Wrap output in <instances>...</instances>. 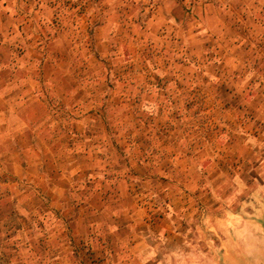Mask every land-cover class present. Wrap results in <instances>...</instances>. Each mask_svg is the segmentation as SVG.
I'll return each mask as SVG.
<instances>
[{
  "label": "rangeland",
  "instance_id": "rangeland-1",
  "mask_svg": "<svg viewBox=\"0 0 264 264\" xmlns=\"http://www.w3.org/2000/svg\"><path fill=\"white\" fill-rule=\"evenodd\" d=\"M36 2L30 62L0 34V264L97 263L193 196L199 250L223 219V264H264V10L224 32L220 0Z\"/></svg>",
  "mask_w": 264,
  "mask_h": 264
},
{
  "label": "crops",
  "instance_id": "crops-1",
  "mask_svg": "<svg viewBox=\"0 0 264 264\" xmlns=\"http://www.w3.org/2000/svg\"><path fill=\"white\" fill-rule=\"evenodd\" d=\"M39 1L43 2L44 0ZM220 1L224 2V7L227 8V14L225 15L234 17L232 22L233 27H223L222 29L224 32L229 29H238L241 27H244L245 30H251L249 28V24H251L249 16H252L254 11L264 10V0H249L251 1L249 3H247L248 0H244L246 9H239L238 11H244L246 14L243 15L244 13H241V15L236 16L232 14V3H234L235 0ZM35 3H37L36 0H0V34L4 36L5 40L8 38L10 41L8 43H10L9 49H11L13 55L10 62L12 71L15 70L14 65L24 63L25 59H28L27 63L31 61L29 58H26L27 54L26 51L21 49L22 45L17 42L14 43V39L17 34L27 30L32 24L33 19L39 14V9H36L35 6L33 7ZM263 19L261 20L260 17H253L256 26L259 27H264ZM12 75H14V73H12ZM25 96V93L19 90L14 92L11 97H13V100H18V102H20V100L25 99ZM187 197L191 198L188 195ZM192 199L194 202L196 201L195 204L199 214H202L203 209L202 206L199 205L201 203L199 200L200 198L193 196ZM195 204L191 205V207H195ZM167 206L168 208L165 212V216L158 218V221L154 220L151 222L150 219L146 220L148 228L145 232L140 231L139 236H136L139 233L129 232L120 240L114 235V230L117 229V227H114L111 231L112 233H109V235L105 237V240L100 237L98 239L100 243L98 249L100 251L93 248L91 252L95 254L101 252L102 256L97 263L93 264H223L225 255L229 253L230 257H233L237 254H234V249L237 248H234L233 243L237 238V234H239L238 228L232 229V236L226 241L228 245H230L229 243L231 242V250L224 252L225 243L222 240L220 241L219 237V234H223L224 220H219L221 222L217 221L216 229L213 234H210L211 238L214 240L213 245H209V248H205L204 250H199L195 242L197 239L196 237L194 238L195 233L191 231V228L197 225L198 222L197 220H188L185 215V213H188L192 208L187 205L186 201L183 202V204L169 201L167 202ZM229 217L233 225L238 224L239 220H241L238 215L232 214L228 216L227 220H230ZM129 221L131 222L125 226L133 228L137 225L135 219L130 218ZM122 226L125 227L124 225ZM84 240L90 241L91 245L92 240L90 234L88 238H82V241ZM89 255L92 254L89 253Z\"/></svg>",
  "mask_w": 264,
  "mask_h": 264
}]
</instances>
